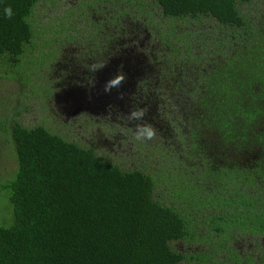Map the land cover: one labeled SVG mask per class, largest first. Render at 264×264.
<instances>
[{
  "label": "trees",
  "instance_id": "trees-1",
  "mask_svg": "<svg viewBox=\"0 0 264 264\" xmlns=\"http://www.w3.org/2000/svg\"><path fill=\"white\" fill-rule=\"evenodd\" d=\"M44 1L47 10L50 1ZM256 1H87L96 8L105 5L112 23L125 16L152 19L155 26L161 18L184 26L209 19L227 29L240 48L207 71L196 69L185 84L190 125L184 131L169 123L170 142L162 135L149 142L129 140L132 156L125 161L44 124L10 119L4 139L12 144L15 165L0 178L6 206L0 217V264L203 262L207 254L179 252L171 245L199 240L196 216L208 239L220 236L215 249L234 231L264 235V157L249 167L223 159L227 146L237 153L255 145L264 153V8L252 13ZM38 2L0 0V63L9 73L24 55L35 54L24 63L38 60L41 66L65 42L99 39L89 23L84 32L76 30L70 5L61 15L45 14L40 25ZM6 6L13 10L10 19ZM154 9L159 20L151 14ZM191 35L198 33L164 35L165 54L175 59L180 74L183 61H192L187 54ZM221 36L211 42L225 44ZM5 125L0 123L4 133ZM226 258L232 264L242 261L233 250H226Z\"/></svg>",
  "mask_w": 264,
  "mask_h": 264
},
{
  "label": "rangeland",
  "instance_id": "rangeland-1",
  "mask_svg": "<svg viewBox=\"0 0 264 264\" xmlns=\"http://www.w3.org/2000/svg\"><path fill=\"white\" fill-rule=\"evenodd\" d=\"M47 1H50V4L47 5V10L43 8L45 3L44 0H39L36 4V14L42 16L40 17V22H42L40 25L43 24L46 18L44 17L45 14L47 17L61 15L62 9L68 5H72L76 0ZM263 1L264 0H257L254 6H251L252 13H254L255 9H257V11L263 10ZM151 14L155 18L160 16L158 9H154ZM77 18L80 19V17ZM76 24L79 25L80 20H76ZM155 24L154 22V26ZM198 25H200V27ZM173 28L174 33L170 34ZM142 29H144V31L134 37L131 42L138 46L142 39H145L147 45L144 50H153L156 57H158L156 52L162 49L165 50L163 44L165 34L169 33L171 38H177L178 35H182L186 30L192 32L196 31L198 33V35L188 36L190 38V43L187 48V54L192 61H183L182 76H185L181 79V83H178L180 86L189 83L185 77L189 80L193 79L196 69L207 71L213 64L220 62L223 58L225 59L227 55L230 57L234 51L240 48L236 38L229 36L230 33H228L227 29H218L209 19H203L199 23H189L187 26H184L180 21L172 23L170 19L164 18L159 21L154 29L145 26ZM149 30H153L150 37L147 36ZM221 35H224L223 41L225 44L217 46L215 43L211 42L212 38L222 37ZM144 50H141V53L145 56ZM31 56L24 55L17 63L18 66L14 67L15 70L13 69L12 73H9L8 68L2 66V63H0V123L6 124L5 133L0 129V178L7 177L15 165L12 144L10 141L4 139V135L9 130L7 122H9L10 119L20 121L28 126L44 124L50 131L66 135L71 139L76 135L75 139H82L83 141L94 144L99 153L106 155V157L109 155L114 161L120 162L130 158L132 155L129 153L130 147L128 145L123 144V147L117 149L116 144L104 142L102 136L98 133L88 132V134L81 133L80 137L77 136L79 128L75 127L76 123L73 121L74 117L80 114V111L77 110L66 115L65 108L68 107V105L70 106L75 95L82 91L76 89V86L65 87V77L61 80L64 76L61 57L63 58L66 54L57 58H52V60L49 59L52 61L51 65L44 62L41 66L38 65V60H33L28 64L24 63V61ZM194 58H197V60ZM150 60H152V57L148 59V61ZM161 67H163V63H161ZM92 89H97V87ZM101 92H103V90H101ZM188 92L189 90L186 89L176 94L175 96L178 95V97L181 98L174 106L167 107V105H160L158 108L159 113L156 119L158 124H161L163 127L161 128L163 131H160L159 135L169 139V142L172 141V134L170 133L171 128H168L169 123L175 124V128L182 131L190 125L188 116L190 105L186 96H184L187 95ZM94 95V100L102 97V93L99 91L95 92ZM150 98L151 97H149V99ZM120 103L122 106H125V100H121ZM96 104L98 105V102H96ZM168 109H170L174 115H172L171 112H167ZM125 113L122 112V114H124L123 117L128 116ZM123 117L122 120H124ZM152 118L155 120V117ZM262 126H264V124H262ZM90 129L96 131L95 127ZM126 131L130 133L132 130L128 129ZM249 150L248 152L239 151L236 153L232 146H227L223 151V159L228 160L229 165L234 163L249 167L252 166L254 162L264 157L263 152L258 153V149L256 151L255 145H250ZM259 157L262 158L260 159ZM127 166H129V164ZM2 201L3 200L0 199V217L6 214V206ZM194 220L199 225L197 234L199 240H194L193 242L174 241L171 243L172 248L176 251L185 253H205L207 254V258L203 262L183 261L179 262V264H232L230 263L231 261L226 258V250H233L239 255L242 259L239 264H245V262H249L250 264H264V235H252L247 232L240 233L234 231L230 233V236H227V240H223V245L220 249H215V247H218V240H221L220 236L213 233L211 238L208 239V234L202 231L203 227L201 223L203 222L201 216H196ZM225 247L227 249H224Z\"/></svg>",
  "mask_w": 264,
  "mask_h": 264
},
{
  "label": "flooded vegetation",
  "instance_id": "flooded-vegetation-1",
  "mask_svg": "<svg viewBox=\"0 0 264 264\" xmlns=\"http://www.w3.org/2000/svg\"><path fill=\"white\" fill-rule=\"evenodd\" d=\"M87 1L76 0L70 5L76 11L75 24L76 20H80V24H76V30L84 32V27L88 28L89 23L90 29L98 31L94 35H99V39L96 43H93L92 39L87 40L86 44H82L79 40L67 44L65 42L49 58L52 60V58L66 54L63 58L61 57V64L64 69H62L64 76L61 80L65 77V87L76 86V89L82 91L75 95L70 106L67 103L68 107L65 108V114L80 111V114L76 115L73 121L76 123L75 127L79 128L78 137L81 133H98L104 142L116 144L117 149L123 147V144H129V140L133 139V132L137 124H152L157 131L156 137H159V132L163 131L161 130L162 125L158 124L156 119L159 106H174L181 98L175 95L187 88L185 84L180 86L176 83V80L182 79L183 73L176 72L173 65L175 59L168 57L165 50L156 52L158 55L156 57L153 50H144L147 45L145 39H142L138 46L131 42L134 37L144 31L142 29L144 26L154 29L158 24L154 26L152 19L146 21L142 17L131 18L129 16L122 17L119 23H112L109 21L110 10H106L105 5L102 8H96L95 4L91 6V2ZM159 18L160 16L157 20ZM152 31L149 30L150 35L147 33V36L150 37ZM141 50H144L145 56ZM150 57L152 60L148 61ZM50 60L49 65L52 64ZM161 63H163V67H161ZM93 64L105 66L95 72L89 71V67ZM118 68L126 74V81L120 89L104 92V85L114 77ZM185 79L190 81L187 77ZM90 80L95 81L97 89H92ZM174 85H178V88H175ZM97 91L102 93V97L94 100V93ZM120 93L123 94L122 99L118 98ZM149 97L151 98L149 99ZM121 100H125V106L121 105ZM135 108L147 110L143 120L129 121L127 117H123L122 112H126L125 114L128 115ZM167 112L172 113L170 109ZM172 115L174 114L172 113ZM152 117H155V120ZM92 127H95L96 131H92L90 129ZM128 129L132 131L128 133L126 131ZM75 136L73 140L97 149L94 144L82 139H75Z\"/></svg>",
  "mask_w": 264,
  "mask_h": 264
},
{
  "label": "clouds",
  "instance_id": "clouds-1",
  "mask_svg": "<svg viewBox=\"0 0 264 264\" xmlns=\"http://www.w3.org/2000/svg\"><path fill=\"white\" fill-rule=\"evenodd\" d=\"M4 15L6 18H11L13 15V10L11 6H6L3 9ZM103 64H93L89 67V71L95 72L96 70L104 67ZM126 81V74L120 69H117L116 74L114 77L107 81V83L104 85V92H109L112 89H120L121 85ZM90 85L92 88L95 87V81L90 80ZM118 98L122 99L123 94L120 93ZM147 110L145 108H135L134 110H131L127 116V119L129 121L136 120L140 121L143 120L146 115ZM157 135V131L155 127L152 124L149 123H142L137 124L134 132H133V138L138 142H149L155 139Z\"/></svg>",
  "mask_w": 264,
  "mask_h": 264
}]
</instances>
